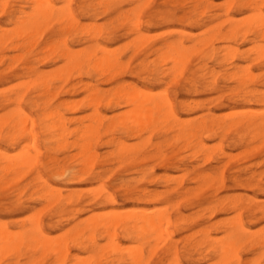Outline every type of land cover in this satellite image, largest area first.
<instances>
[{"label":"rangeland","instance_id":"1","mask_svg":"<svg viewBox=\"0 0 264 264\" xmlns=\"http://www.w3.org/2000/svg\"><path fill=\"white\" fill-rule=\"evenodd\" d=\"M232 1L233 0H203L201 1V3L198 1L197 3L194 0H174V2L173 0L172 1L171 0H71L70 8L73 10L78 20V25L79 24L83 25L82 27H84V30H86L87 27L90 28L92 27L93 29L91 28L90 30L88 28L89 29L88 31H90L89 33L91 35L93 34V36L89 35L90 38L93 37L94 38L92 41L91 39H86L85 41L83 40L82 42L80 41L79 43H71V40H69L70 37H68L67 41L72 51L84 50V49H88V50L97 49L95 48L97 44L102 47L106 46L105 49L107 51L114 53L115 50L114 54L116 56L118 55L117 57L119 58V60H121L120 62L123 65H128L129 69L134 70L140 63V60H142L144 57L146 58L145 60H148L147 61L148 63L154 60V58L156 57L155 55H150L151 48L153 51L155 48L160 47L164 42H170V41L173 42L182 39L181 41H183L186 45H190V42L187 43L185 37L187 39L189 37L188 40H191L192 43L196 42L195 41L196 39L202 38L203 36H205V38L208 39L210 38L209 35L211 34L205 31H207V29L213 24H216L215 27L218 26L221 32H225L229 26V24H226L227 22H225L227 17L228 19L229 17L231 18V20L230 19L229 20L232 23L239 24L243 22L246 19L244 18L245 15H248L247 17H249L250 12L239 11L237 4L234 5ZM253 1L254 2L251 8L259 7V9H261L264 12V1L263 0H256V1L253 0ZM53 2L55 7L57 6L56 8H59L60 6V8L63 9L64 6H66V2L62 0H55ZM162 2L165 3L166 5L165 4L163 5ZM62 4H64V6ZM144 4L146 6H144ZM21 6L24 7V10L26 12H29L30 10L29 5L25 6L22 4ZM138 6L141 9L139 15V20L141 22V32L146 35V39H147V35H149L148 36L149 42H147L146 40V46H148L149 49L146 46H143L142 48L144 49L146 47L148 49V52L144 51L147 49L139 50V51L137 50L135 51V49L134 50L132 49V47L130 46V42H132L133 37H135V33L133 34V32H130L129 27H127L125 24L126 21H124L122 18L124 13H127L133 10L134 8H137ZM194 6L196 7L193 8ZM185 15L187 17H190L191 20L188 21L186 17L183 21L180 22L179 18ZM232 18H234L233 21L235 22L232 21ZM4 22H5V18L2 17V15H0V26L4 25ZM220 22L221 23L224 22V25H221ZM218 24L221 26H219ZM62 26L64 25H61L54 20L51 23V27H47L39 31V33L36 34L37 36L35 35L34 37V40L35 41L37 40V46L35 45L36 48H33V50L39 53L41 49L44 47V45H46L47 43L51 41L55 43L58 41V39L64 38V36L63 37L61 36V38L59 36ZM10 27L11 26H9L8 28ZM56 27L58 28L60 27L59 30L58 28L56 30ZM211 28H213V26H211ZM203 29L206 30L204 31ZM54 30H56L57 32ZM97 30L98 32L101 30L100 35L94 36L97 33ZM56 35L58 36L56 37ZM67 36L68 34L65 37ZM191 36H193V38H191ZM250 38L252 37L251 36L246 37L247 40L245 39L246 40L245 41L237 37V39H235L236 41L234 40L231 42H223L218 39H213L211 46L209 48L207 47L208 48L207 50H210L211 48H213L214 50L216 49L215 50L216 52L218 50V53L216 54L217 57L214 56L215 57L214 58L212 56L209 58L208 54H207L208 57H202V58L192 56L190 58L186 70L183 72L182 76L180 77L173 78L174 75L173 76L171 75L172 76L171 77L170 74H168L165 71L167 74L159 73L158 74L159 78H158L157 74L154 71L156 72L157 70L164 71V69L170 67V64H164V63L162 64V62L160 63L159 61H156L155 67H153V65L151 66V63L149 64L150 65L149 72L151 74L150 76L148 75L149 72L148 73L143 72L139 77H136L135 75L126 72L121 74L118 78L114 80L111 81L108 80V82L107 80L103 82L104 80L102 81L101 79L99 80L100 82L99 81L96 82L94 79L93 81H90L89 78L83 76L79 80L76 78H74L75 79L74 80L73 77H71L68 80V82H66L65 84H62L57 81L51 83L55 87H59V86L64 87L63 88L64 90L70 87V85H73L77 82H79L78 83L79 85L77 84L76 86H80L81 83L82 84L90 83V85L92 86L97 85V87L101 91L107 92V94H109L113 88L120 85L126 86V84L127 85L131 84V86L133 85L136 89H144L147 92H151L150 94L152 95L153 94L155 95V93H158L159 95L165 93L173 102L177 119H180L181 121H183V119L187 120L188 121V122L186 121L187 124L183 123L185 121L182 122V124L184 125H189V123H191L189 127L188 126L184 127L183 131H179L177 127L176 129L178 130H175L173 129L174 127H172L171 125L168 128L169 129L171 128L174 131L172 132V130L171 131L166 130L167 133H165L163 131L164 129L161 126H159L158 128H156L157 131L153 130L151 134L149 133L147 134V132H144L143 134L140 135L139 138H137L131 132L127 134L125 133L123 134V130H119V131L115 130L113 132H109L108 130L107 123H109L108 122L109 118L112 117V115L114 116L115 114L121 113V111H126L128 108L121 106L116 109L115 108L107 109L105 105L104 106L102 105V107L99 108V113L103 116L105 115L104 116L105 120L102 121L103 123L99 130V139L95 146V149H92L97 154V159L94 165V171L93 173H89V175L82 174V177L85 178V176L87 175V178L85 179L82 178L83 180L73 181L72 183H63V181L59 180V178L57 179V177L55 178L54 176H51L53 174H51L49 167L48 168L46 167L48 165H51V163L49 164V162H51L50 159L51 160L54 159L60 165L62 164L63 166L71 165V167H74L75 169L76 168L75 163L77 157H75L74 159H69L68 157H70L69 155H74V152L77 153L78 149L69 148L66 150V149H59L58 147H57L58 150L55 149L57 146V142L54 141L56 137L53 136L52 138L51 133L45 131L47 129H45L40 125L43 119L41 115L49 111L48 109L44 111H42V109L41 110L38 109V107L39 108L41 107L42 105L41 103L45 99L43 100L36 98L34 99V96L36 95H37L36 97L39 98L41 94L40 88L37 85L38 89H36L37 88L36 84L35 85L32 84L31 86L28 85L29 88L27 91V97L30 100L35 101L36 103L35 105L36 107L37 106L38 107L36 109L33 105L29 104L25 107V110L29 112L30 117L35 121V131L38 133L37 143L42 148L40 149V151L42 152L41 161L43 165L45 163L44 161H46L47 163V165L46 164L44 165L46 166L44 167L46 170H44L43 166L41 165V168L39 169L40 174L47 178L48 183L51 186L61 189L64 195L69 191L72 192L75 191L74 193L79 194L80 196L79 204L81 207L79 205H76L77 203L75 204L73 203L71 205L69 204L65 206V208H68V210L66 209L67 211L72 209H83V208L87 209L85 210L86 212L83 211L82 213L76 216L74 220L75 223L78 220L80 221L81 219L90 216L91 213L93 212H94L93 214H99L105 211L104 213L108 214L113 210L111 213H113L114 211H118L119 214H121L122 211L119 210H123V214H124L125 212L128 211L136 212L144 209L150 211L152 210L153 207L154 209L157 210L161 207L162 209H164L163 207H167V212H169L172 221L176 220V218L177 219L181 218V221L179 223L180 225L178 226L179 229L175 230L172 227L170 228V231H173L174 229L172 233V241L170 244L176 247L180 264H207L215 261V259H210L212 256L211 247L225 236V232H224V230L226 229L225 227L230 221H234L236 219L238 213L235 214V212H238L240 207H243L242 209H240L239 212L244 229V233L242 234L244 238L242 237V239H240L238 242L240 244L239 245L240 247H238L239 250H237V256L239 257V264H255V263L264 264V254L262 252L264 251V244H263L264 243V217H263L264 216V211H263L264 210V133H263L264 129L261 131V133L263 134L260 133L261 135L257 136L254 134L255 133L254 131H253L254 133H252V130L248 131L247 128L250 127L244 126L246 125V123H249L250 121L251 122H256L257 120L264 121V100H261L260 98L261 95H264V93L261 92L262 90L264 91V86H263L264 58L259 59V61L257 60L258 62L257 61L255 62L250 60L249 58L247 59V57L243 55L245 54V52H248L247 50H249L250 47L254 45L253 42L249 40ZM227 45L232 46V48L234 47L237 48L238 53L242 54L243 58H241L242 56H236V58H234L235 60L224 59L225 62H223L224 60L220 56V54L222 53L219 52L221 49L219 48L225 47ZM256 45L259 46L262 45L261 47H264V38L256 40ZM96 52L97 55H99V52L97 50ZM5 53L7 56L14 54L13 52H7V51ZM146 53L148 54L147 56ZM52 56H51L52 58L49 57V60L47 61L44 60L39 63H35L33 57L29 58L30 57L29 56L27 57V59L32 60L28 62L30 63V66H34L35 68L37 67L36 69H38L37 70L38 74L50 75L52 71L61 68V66L63 65V62L61 61H54L49 63L51 59L57 60L54 55ZM40 57H43V55L41 54ZM250 57L252 58L253 54ZM201 63L204 64L205 67ZM199 65L201 67L203 66L202 70L200 71L197 70L200 67ZM236 66H238V68H236ZM240 68L242 70H244V68L248 70L245 72V74L247 72L250 73L252 72L251 76L256 75L255 77L257 78H253V82L252 80L250 81L247 79L245 81L243 80L246 83H243L242 86H239L238 83L236 82L237 81L236 78L239 77L240 76L239 74L243 72V71L237 72L238 70H241ZM1 69L2 68L0 66V70ZM19 71H20V66L17 64H13L11 66V71H6L5 72V74L7 73L6 75L3 74V76L4 77L6 76V78H3L1 76L2 79L0 78V98L6 97V99H8L9 97H11L13 91L17 89L16 84L18 81L22 82L23 80H25L26 82H29L30 79H26L25 77L19 79L9 77V75L18 73ZM153 73H155L156 75L154 76ZM160 75H162V78ZM230 78L234 80H230ZM188 81L191 83L192 86L188 84L189 83ZM57 83H59L60 85ZM248 89L250 91L253 92L255 91V92L249 93ZM17 90L14 92L15 93L18 92ZM36 90H37V94H36ZM257 90L258 91L260 90V92L262 93L261 94L259 92L260 96L258 95ZM255 93H257V95H255ZM244 94L246 96H244ZM251 94L254 99L252 98ZM85 95L86 92L83 91L82 89H77V91L72 96L68 95L65 92L63 93L62 90V92L59 93L56 96V98L52 100L53 102L52 101H51L52 103L50 102L51 103L50 108H53L58 103V101H62V102L69 100L79 101V99L80 100L82 98L84 99ZM155 96L157 97V94ZM261 97L263 99L264 96ZM260 101L263 104H261ZM192 102L193 104L194 103L195 104L193 105ZM15 107H16L15 105H8L7 108H5V110H2L0 108V120L2 119L1 128H3L2 129L3 132L5 131L8 132L10 130L8 125L18 121L17 115L13 113L16 109ZM188 107L190 108L191 111H189ZM75 110L74 109L73 111L72 110L64 111L62 109L60 110V114L63 116L62 120L64 126L67 127L68 132L78 127L80 128V126L86 124L88 121H86L84 117L88 118L92 112L91 109L89 108L86 109L83 107L75 108ZM11 113L14 115H12ZM239 115L241 116L239 117ZM83 118L85 119V121L83 120ZM92 118L93 117H91V119L89 118L87 119L89 120L88 122L89 124L94 123L91 121L93 120ZM202 118L205 120L213 119L216 125L201 130L197 132V134L195 133V136L194 135L192 136L190 134L188 136H185V134L188 133L189 130L191 133H193V131H191V129L189 128L196 125L197 121ZM250 118H252L253 120ZM191 119L193 120L191 121ZM235 119L237 120L235 121ZM238 119L240 123H238ZM217 120H219L218 123ZM225 123L227 125L226 128H225ZM232 123L238 125L234 126L232 125ZM218 125H220L219 129H218L219 127ZM223 126L224 129L222 128ZM217 130L219 131L221 130V132L218 131L219 132L218 133ZM178 131L181 133L185 132V134L182 133L183 136H181L182 134L180 133L181 138L187 137L186 139H184V141L181 138L180 140L178 139V137H180L178 136L179 135ZM215 131H216L215 134L216 136H213ZM56 133L58 134L59 132ZM57 134H55V136ZM67 137L66 140L68 141V143L71 144L72 140H74L73 139L74 137L71 135H68ZM191 137H193L191 140H187L190 139ZM110 140H113V142L111 143L112 145L108 143ZM185 140L187 141L185 142ZM3 141L0 140V151H5L7 154L13 153L15 155L19 153L20 151L19 148L21 147V145L25 146L26 144L23 143L28 142V140H25L23 142L21 141L18 145L9 147L7 145L8 142L6 141L3 142ZM198 141L199 144H197ZM185 143L187 144L185 145ZM200 143H202L203 146L202 145L200 146ZM27 144L31 145V141H29ZM120 144L121 145L126 144V146L128 145L129 148L132 147L134 148L136 147V148L135 149L132 148L133 150H130L129 153L128 152L125 153V155L127 154L126 157L124 156L123 158H121V154H118L119 152L118 145ZM141 144L143 145L141 146ZM181 144L184 147H182ZM190 144L192 146L189 147ZM48 149L51 150L48 151ZM28 150L30 151V153L32 152L33 154V151H31V149ZM220 153L221 154L224 153L223 157ZM191 154L193 157L190 156ZM64 155L66 159L63 158ZM162 156L166 158L165 159L166 161H164V158ZM122 159L123 161H125V163H121ZM160 161H162L163 164H161ZM165 162L166 164H164ZM99 164L101 166H99ZM222 168H223L222 170L223 173L221 172ZM97 169L98 171L101 170L105 171L103 178L99 181L94 179L95 177L94 173L98 172L96 171ZM141 169L144 172L143 176L141 175L142 172ZM78 170L79 167L77 166V169L73 171H78ZM36 174L37 171L35 169L33 170L31 169L30 171L26 170L25 173L23 174L24 177H20V179L16 181L18 185L14 182L16 189L21 191L24 187V184L30 182L32 178L36 176ZM201 174L202 175L209 174L208 176L210 178L204 181L202 180L200 181L198 179V176H200ZM214 176L215 178H213ZM211 178L212 180L214 179L213 183ZM14 183L13 184L11 183V185L8 184L10 185L9 187H5L6 185H4L0 188L1 199L7 200L6 199L7 197L11 198V199L9 198L10 200L8 199V201L5 200L1 201V203L7 205L6 207L8 209L5 211L0 210V223L4 222L8 226L9 230L15 231L13 227L16 224L26 220V219L21 220L22 218L30 216L31 213H34V210L37 212L39 211L40 208L41 210L39 211V213H41L40 218L43 227L45 228L48 235L51 236V238H54L57 237L59 234H61L63 230L56 228L57 226L56 221L60 220V222L62 221L61 225H64L67 223V221L65 220L69 219L71 215H68L67 213V214H63L61 217L53 216L54 218H52L50 221L49 220V217L51 215L50 209L49 208L46 209L45 203L38 200L39 194L30 196L29 194L30 191H28V192H23L22 195L20 194L18 198H15L14 196H16L19 192L14 188ZM102 186L106 187V192L112 195V197L114 198L115 205L114 204L111 205L107 202L104 203L101 200L97 201V203L95 202V204L91 203L90 200L94 196L95 197H99V195L101 196V192L97 193V191H99L102 188ZM175 186L178 188H175ZM17 187H19L20 189H18ZM1 189L3 190L1 191ZM13 189H15L16 191L15 190L13 191ZM91 191H93L94 193ZM142 193L160 194L159 200L161 201V203L160 201L150 202L149 199L137 200V197L141 196ZM91 195L94 196L92 197ZM136 200L139 202H137ZM223 200L226 203L223 202L224 205L219 206L217 202ZM236 200H238L236 204L237 208L235 210L228 209L229 206H227L228 205L227 202L236 201ZM148 202L150 204H148ZM177 202L178 204H176ZM174 203L178 206L175 207ZM90 205L92 207L89 208L88 206ZM171 206L173 208H171ZM171 209L172 212L170 211ZM260 210L263 211V214ZM223 222L226 225H224ZM215 224H217L216 227L219 226L216 229L214 228ZM66 228H68V226L64 225V229ZM204 231L206 233L207 240H210V244H211L210 247H206L204 246V244H201L199 242L203 240V237H205L203 236ZM259 238H261L260 241ZM106 240L107 239L98 240L100 246H104L105 244L107 245L108 241L106 242ZM244 240H246L247 242H245ZM257 240L260 243L259 247L257 244L258 243ZM118 241L120 242V248L122 249L123 252L131 251L132 249L135 250V248L139 246L138 242L124 240L120 234L118 235ZM241 241H243V243H241ZM152 243L153 241L150 243V246L153 247L154 243L153 244ZM157 245L158 248L155 246L153 247V249L156 251L154 254H152L151 252V256H150L151 259L148 262V264H167L166 262L168 260L166 256H164L166 251L165 243L159 242ZM261 245L263 248L261 247ZM147 249H149V247H145L144 251H146ZM146 252L144 253V256L145 258H148L150 255L149 253L150 250H148L147 254ZM71 253L72 255L76 254L75 256H78V258L79 256L80 258H86V256L88 255L85 253H80V251L76 249V247L75 248L70 247V255ZM203 256H205L204 259H202ZM44 264H47V262H45ZM102 264H106V263H102Z\"/></svg>","mask_w":264,"mask_h":264},{"label":"bare ground","instance_id":"2","mask_svg":"<svg viewBox=\"0 0 264 264\" xmlns=\"http://www.w3.org/2000/svg\"><path fill=\"white\" fill-rule=\"evenodd\" d=\"M53 1H55V0H0V15H2V17L5 18L4 25L0 26V66L2 68L0 70V78H1V76L3 78H6V76L4 77L3 74L6 75L7 73L5 74V72L11 71V66L13 64H17L20 66L21 72L19 71L20 72V73L18 72L19 74L15 73V74L9 75V77L15 78V79L25 77L26 79H30L29 82H26L25 80H23L22 82L18 81L16 84V87L18 90L15 87V89L18 92L15 93L14 91H16V90H14L12 93V96L9 98L7 97L8 99H6V97L0 98V99H2V100H0V108L2 110H5V108H7L8 105H15L16 109L14 108L15 111L13 113L16 114L18 117V121H16L13 124L8 125V127L10 128L9 131L7 130L8 132H6V131L3 132V130H2L3 128H1L2 127V123H1L2 119L0 120V140H2V141L4 140V141L8 142L7 145L9 147L14 146V145H18L21 141L22 142L25 140H28V142L31 141V145H28L27 144L28 142H24L23 144H26V145L25 146L21 145V147L19 148L20 151L16 155L13 153L7 154L5 151H0V188L4 185H6L5 187H9L11 185V183L12 184L14 182L16 183V181L18 179H20V177H24L23 174L25 173L26 170L30 171L31 169L32 170L35 169L37 171L36 176L34 178H32V180L30 182L25 183L24 187L21 191L16 189L15 183H14V188L19 192V193L17 192L18 194L14 197L18 198L20 196V194L22 195L23 192H28V191H30L29 192L30 196H34L36 194H39L38 200L45 203L46 209H48V208L50 209V212H51V215L49 217L50 221L54 217H61L63 214H67V213H68V215H71V216L69 219L65 220V221H67L66 224L63 223L64 225L68 226V228H66V229H64V225H61L62 221L61 222H60V220L56 221V225H57L56 228L63 230V232L61 231L62 233L59 234L57 237H54V238H51V236L48 235L45 228L43 227V224H42V221L40 218L41 213H39V211H41L40 208H39V211L36 212L34 210V213H31L30 216H27V217L21 219V220L26 219L25 221H23V222H20L21 220L18 221L20 223L16 224L13 227L15 229V231L9 230L8 226L4 222L0 223V264H44L45 262H47V264H102V263H106V264H148V262L151 259V257H150L151 252H152V254H154L156 251L153 249V247L155 246L158 248L157 244L159 242H164L166 245V248H165L166 251H165V255H164V256H166V258L168 260L166 263L168 264V262H169V264H180L179 259H178L177 249L175 246L171 245L170 243L172 241V233H173L174 229L175 230L179 229L178 226L180 225L179 223L181 221V218L180 219L176 218V220L172 221L171 216L169 215V212H167V207H163L164 209H162V207H161L158 210L154 209V207H153L152 210H150V211H148L146 209L139 210L136 212L128 211L129 213L125 212L124 214H123V210H119V211H122L121 214H119L118 211H114L117 213H114V212L111 213L113 210L112 211L110 210L111 212L108 214L104 213L105 211L103 213H99V214H93L94 213L93 212V213H91L90 216L85 217L84 219H81L80 221L78 220L76 223L74 222L76 216L78 214L82 213L83 211L87 210V209H85V208H83V209H72V210L67 211L68 208H65V206L69 205V204L71 205L73 203L74 204L77 203L76 205L80 206L79 194L74 193L75 191L74 192L69 191L64 195L63 191L61 189L51 186L48 183L47 178L40 174L39 169L41 168V165L44 168V167H46L44 165L45 164L47 165V163H46V161H44L45 163L43 165L42 161H41L42 152L40 151V149H42V148L37 143L38 133L35 131V121L30 117L29 112H27L25 110V107L29 104L33 105L36 109L38 107V106L36 107L35 101L30 100L27 97V91L29 88L28 85L31 86L32 84L33 85L36 84V87L38 85V87L40 88L41 94H40V96L38 95L39 98L36 97L37 96L36 95V96H34V99L35 98L40 99V100L45 99L44 101H42V103H41L42 105L40 104L41 107L40 108L38 107V109H40V110L42 109V111L48 109L49 111H47L43 114L41 113L42 114L41 116L43 117V119H42L40 125L42 127H44L45 129H47L45 131L51 133L52 138H53V136L56 137V139L54 140L57 142V146L55 145L56 146L55 149H57V147L59 149H66V150L69 148L78 149L77 153L74 152V155H69L70 157H68L69 159H74L75 157H77L76 163H75V167H76L75 169H74V167H71V165L70 166H67V165L63 166V164L60 165L54 159L51 160L50 158L49 159L51 162H49V161H47V162H49V164L51 163V165H48L46 168L49 167L51 174H53L51 176H54L55 178L57 177V179L59 178V180L63 181V183H72L73 181H80V180H83L82 178H84V177H82V174L89 175V173H93V171H94V165H95V161L97 159V154L92 149H95V146H96L98 139H99V130H100V127L102 126V123H103L102 121L105 120V117H104L105 115L103 116L99 113V108L102 107V105L103 106L105 105V107L107 109H111V108L116 109V108H119L121 106L128 108L127 110L125 109L126 111H121V113L115 114L114 116L112 115V117L109 118V120H108L109 123H107L108 124V130H109V132H113L115 130L116 131L117 130L118 131L123 130V134L124 133L127 134V133L131 132L137 138H139L140 135L143 134L144 132H147V134L148 133L151 134V132H153V130L157 131L156 128H158L159 126H161L164 129L163 131L165 133H167L166 130L167 131L172 130L171 128L170 129L168 128L171 125H172V127H174L173 129H175V130L179 129V131H183L184 127H186V126L189 127L191 123H189V125H184V124H182V122L185 121L183 123H186L187 120L183 119V121H181L180 119H177L176 112H175V109L173 106V102L165 93H163L162 95L155 93V95L157 94V97H156L154 94L153 95L150 94L151 92H147L144 89H136L133 85L131 86V84L130 85L126 84V86L120 85V86L113 88L111 90V92L109 94H107V92L101 91L97 87V85L92 86V85H90V83L89 84H86V83L82 84L81 83L80 86H76L79 83V82H77L73 85H70V87L66 88L65 90L63 89L64 87L59 86L60 85L59 83H57V84H59L58 85L59 87H55L51 83H54L55 81H57V82H60L62 84H65L66 82H68V80L71 77H73V79L76 78L79 80L83 76L89 78L90 81H93V79H94L96 82H98L101 79L102 81L104 80L103 82H105L106 80L108 82V80L109 81L114 80V79L118 78L121 74L126 73V72H129L130 74H133L136 77H139V76H141V73H143V72L148 73L149 72V66H150L149 64L150 63H151V66L153 65V67H155L156 61H159L160 63L162 62V64L163 63L164 64H170V67L167 69H164V71L163 70H160L161 72L159 70H157V72L154 71L157 74V77H158L159 73L160 74L161 73H165V74L168 73V74H170V76L174 75L173 78L180 77V76H182L183 72L186 70V68L189 64L190 58L192 56L202 58V57H208L207 56V54H208L209 58L212 56L217 57L216 54L218 53V50H217V52L215 51L216 49L214 50L213 48H211L210 50H207L211 46L213 39H218V40L223 41V42H231V41H234L235 39H237V37L242 39V40H245L246 37L251 36L252 38H250L249 40H251L254 45L252 47H250V49L247 50L248 52H245V54H243V55L246 56L247 59L249 58L250 60L256 62L257 60L259 61V59L264 58V47H261L262 45L261 46L256 45V40L264 38V12L261 9H259V7L258 8H251V6L254 2L253 0H247V1L246 0H233L232 3L234 5L237 4L239 11L250 12L249 17H247L248 15H245L244 18H246V19L243 22H241L239 24L238 23H232L230 21L231 18L229 17V19H230L229 20L227 17L225 22H227L226 24H229V26L225 32H221V30L218 28V26L215 27L216 24H213V25H211V26H213V28H211V26H210L209 27L210 29L208 28L207 31H205L206 29L205 30L203 29L205 32H208L211 34V35H209L210 38H208V39H206L205 36H203L202 38L196 39L195 40L196 42L192 43L191 40H188L189 37H188V39L185 37L187 43L190 42V45H186L183 41H181L182 39H180L178 41L176 40L173 42L172 41L164 42L160 47L155 48L153 51L151 48L150 55H155L156 58H154V60H152L150 63H148L147 62L148 60H145L146 58L144 57L142 60H140V63L138 64V66L134 70H131V69H129L128 65H123L120 62L121 60H119V58L117 57L118 55L116 56L114 54L115 50H114V53L107 51L105 49V47H106L105 45H104L105 47H102V46H99L98 44L96 45V43H95L96 46L95 45L94 46L97 49H92V50L84 49V50L72 51L70 49V47H69L70 45L68 44V41H67L68 37H70L69 40H71V43H79L80 41L82 42L83 40L85 41L86 39H91V41H92L94 37L90 38V36H93V34L91 35L89 33L90 31H88L89 29L91 30L92 27L91 28L87 27V29L85 28L86 30H84V27H82L83 25H80V24L78 25V20L75 16L73 10L70 8L71 0H62V1L66 2V6H64L65 2H64V4H62L64 6L63 9H61L60 6H59V8H56L57 6L55 7ZM194 1L195 2L198 1L201 3V1H203V0H197V1L194 0ZM173 2H174V0H173ZM144 3H146V2H144ZM165 3H166V1H165ZM165 3H163V5ZM227 3H228V1H227ZM22 4L25 6L26 5L30 6L29 12H26L24 10V7L21 6ZM144 6H146V5L144 4ZM227 6H228V4H227ZM259 6H261V5H259ZM195 7L196 6H194L193 8H195ZM142 8H143V5H142ZM227 9H228V7H227ZM140 11H141V9L138 6L137 8H134L133 10H131L127 13H124L122 16L123 20L126 21L125 24L127 27H129L130 32H133V34L135 33V37H133L132 42H130V46L132 47L133 50L135 49V51L147 49L148 46H146V40H147V42H149L148 41L149 35H147V39H146V35L141 32V22L139 20ZM168 12H170V11H168ZM156 14H157V12H156ZM186 17H187L186 15L183 17H180L179 18L180 22L183 21ZM187 19H188V21L191 20L190 17H187ZM233 19L234 18H232V21H233ZM235 19H237V18H235ZM54 20L57 23L64 25V26H62V29L60 30V34H59L60 38H61V36L62 37L64 36V38L58 39V41L55 43H53L51 41V42L47 43L46 45H44V47L41 49V51L39 53L35 52L33 50V48H36V46H37V40L36 41L34 40L35 35L37 33H39V31H41L42 29L47 28V27H51V23ZM156 21H157V19H156ZM233 22H235V21H233ZM53 24H55V23H53ZM221 25H224V22L221 23ZM221 25H219V26H221ZM9 26H11V27L8 28ZM201 26H203V25H201ZM148 27H149V24H148ZM57 28L58 27H56V30H57ZM59 28H58V30H59ZM56 30H54V31H56ZM100 33H101V30L99 32L97 30V33L94 36L100 35ZM67 34H68V36L65 37ZM57 36L58 35H56V37ZM191 38H193V36H191ZM127 46H129V45H127ZM143 46H146L147 48L145 47L143 49L142 48ZM139 48H141V49H139ZM148 49L144 50V51L148 52ZM219 49H221L219 52L222 53V54H220V56L223 60L224 59L232 60V59L236 58V56H242V54L238 53L237 48H235V47L232 48V46H229V45L222 47V48H219ZM96 50L99 52V55H97ZM6 51L7 52H13L14 54L7 56L5 53ZM41 54L43 55V57H40ZM250 54L251 55L253 54L252 58L250 57L251 56ZM52 55H54L57 60L51 59L53 57ZM147 55L148 54L146 53V56ZM27 57H29V58L33 57L35 63H39V62H42L44 60L47 61V60H49V57H51L50 58L51 60L49 63L54 62V61H61V62H63V65L61 64L62 65L61 68L52 71L50 73V75L38 74V71H37L38 69H36L37 67L35 68L34 66H30V63L28 61H32V60H28ZM196 57H194V58H196ZM241 58H243V56ZM223 62H225V60ZM227 64H229V63H227ZM202 65L204 66V64H202ZM232 66H233V64H232ZM202 67L200 66L197 70H199V71L202 70ZM132 68H134V67H132ZM236 68H238V66H236ZM239 71L244 72V73L242 72L243 74L242 73L239 74L240 75L239 77H237L238 74L236 75V77H237L236 82L238 83L239 86H242L243 83H246V82H244L246 79L249 81L252 80V82H253V78H257V77H255L256 75L251 76L252 72L251 73L247 72L245 74V72L248 71L245 68H244V70L241 69V70H238L237 72H239ZM155 73H153L154 76L156 75ZM210 74H211V71H210ZM255 74H257V73H255ZM148 75L149 76L151 75L150 72L148 73ZM229 75H231V74H229ZM160 76L162 78V75H160ZM217 76H218V74H217ZM50 77H51V79H50ZM146 77H148V76H146ZM196 77H198V76H196ZM234 77H235V75H234ZM144 78H145V76H144ZM173 78H172V80H173ZM164 80H165V78H164ZM230 80H234V79L230 78ZM159 81H161V80H159ZM261 83H263V82H261ZM188 84L191 85L190 82ZM263 86H264V84H263ZM38 87L36 89H38ZM77 89H82L83 91L86 92L84 99L82 98L83 100L82 99L81 100L79 99V101L69 100V101H65V102L64 101L63 102L58 101V103L56 102L57 104L53 108H50V104L53 102L52 100L54 98H56V96L59 93H61L62 90H63V93L65 92L68 95L72 96L77 91ZM248 92L254 93L255 91L253 92V91L249 90ZM259 92H260V90L257 92L259 96H260L261 92L264 93L263 90L260 93ZM257 93H255V95H257ZM36 94H37V90H36ZM244 96H246V95L244 94ZM251 96H252V94H251ZM261 96H264V95H261ZM261 96H260L261 100H264V97L262 99ZM252 98H253V96H252ZM255 98H257V97H255ZM244 100H246V99H244ZM260 103L263 104L261 101H260ZM192 104H193V102H192ZM34 107H31V108H34ZM78 107L91 109L92 112L88 118L91 119V117H93L92 118L93 120H91V121L94 123L89 124L88 123L89 120H87L88 118L84 117L86 119V121H88L87 122L88 124L87 123L83 124V126H80V128L78 127L76 129L68 132L67 127L64 126V123L62 120L63 116L60 114V110L62 109L64 111L65 110H67V111L72 110L73 111V109L75 110V108H78ZM189 111H191L190 108H189ZM122 112H124V113H122ZM14 114H12V115H14ZM230 114H231V112H230ZM240 116L241 115H239V117ZM84 118H83V120L85 121ZM257 118H256V120H257ZM54 119H56V120H54ZM250 119H252V118H250ZM70 120H72V119H70ZM81 120H82V118H81ZM178 120H180V121H178ZM192 120L193 119H191V121ZM199 120H198L199 122L197 121L196 125L189 128V129H191V131H193V133H191L190 130L186 134H185V132H182V133L185 134V136H188L189 134L192 136L193 135L195 136V133L197 134V132H199L201 130H204L206 128H209V127L216 125L213 119H211V120L206 119L205 120L202 118ZM236 120L237 119H235V121ZM76 121H77V119H76ZM218 121L219 120H217V123H218ZM247 121H248V119H247ZM257 121L256 122L250 121L249 123H246V125H244V126L250 127V128H247L248 131L252 130V133L255 132L254 133L255 135L260 136L261 134L264 133V132L261 133V131L264 129V121L263 120H260L258 122ZM126 122H128L129 124ZM207 122H208V124H207ZM221 122H222V120H221ZM244 122H246V121H244ZM238 123H240L239 119H238ZM4 124H5V121H4ZM4 124H3V127H4ZM232 125L236 126L238 124L232 123ZM218 126H219L218 129H219L220 125H218ZM226 126L227 125L225 123V128H226ZM230 126H231V124H230ZM176 127L178 129H176ZM222 128L224 129V126ZM221 130L220 131L217 130V132L218 131L221 132ZM163 131H162V133H163ZM173 131L174 130H172V132ZM56 132H59V133L57 134ZM180 133L181 132H179L178 136H180ZM55 134H57V135L55 136ZM116 134H119V133H116ZM183 134L181 136H183ZM215 134H216V131H215L213 136H216ZM68 135H71L74 137L73 138L74 140H72L71 144L68 143V141L66 140V137ZM198 135H197V137H198ZM181 136L178 137L179 140H180ZM208 136H209V134H208ZM250 137H252V136H250ZM186 138H181V139L184 141V139H186ZM192 138L193 137H191L190 139H187V140H191ZM148 140H149V137H148ZM187 140H185V142ZM56 142H55V144H56ZM112 142H113V140H110L108 143L111 144ZM193 143H195V142H193ZM186 144L187 143H185V145ZM197 144H199V141ZM142 145L143 144H141V146ZM201 145H202V143H200V146ZM118 146H119L118 147L119 148L118 154H121V158H123L124 156L126 157L127 154L125 155V153H127V152L129 153L130 150H133L136 148V147L135 148L132 147L133 149L129 148L128 145L126 146V144H124V145L120 144ZM190 146H192V145L190 144L189 147ZM215 146H216V144H215ZM182 147H184V146L182 145ZM45 148H47V147H45ZM28 149H31V151H33L34 155L32 154V152L30 153V151ZM49 150H51V149H48V151ZM202 150H205V149H202ZM211 151H212V149H211ZM75 153H76V155H75ZM211 153H210V155H211ZM223 154H221L222 157H223ZM10 155H13V156H10ZM190 156H192V154ZM224 157H225V155H224ZM63 158H65V155L63 156ZM159 158H161V157H159ZM49 159H47V160H49ZM165 159L166 158H164V161H166ZM160 160H162V159H160ZM65 161H63V162H65ZM63 162H61V163H63ZM121 163H125V161H123V159H122ZM160 163L163 164L162 161H160ZM164 164H166V162ZM76 165L79 167V170L73 171V170L77 169ZM99 166H101V165L99 164ZM166 167H167V165H166ZM220 167H221V165H220ZM224 167H225V165H224ZM44 170H46V169L44 168ZM222 170H223V168L221 169V172L223 173ZM96 171H98V169ZM141 171H142L141 175L143 176L144 172L142 169H141ZM104 173H105V171H103V170L98 171L97 173H94L95 177H94V175H93V177L95 180L99 181L103 178ZM222 173H221V175H222ZM87 175L86 176L84 175L85 178H87ZM208 175L209 174H206V175L201 174L200 176H198V179L200 181L201 180L202 181L207 180L208 178H210ZM213 178H215V176ZM211 180H212V178H211ZM213 181H214V179L212 180V183H213ZM8 184H10V185H8ZM12 188H13V186H12ZM17 188L20 189L21 186H20V188L19 187H17ZM175 188H178V187L175 186ZM15 189H13V191ZM2 190L3 189H1V191ZM91 192H93V191H91ZM91 192H89V193H91ZM99 192H101V196L99 195V197H95L94 195H93L94 196L93 197L91 195L93 197L90 200L91 203L95 204V202L97 203V201L101 200L104 203L107 202L111 205L114 204V198L112 197L111 194L106 192V187L102 186V188L99 191H97V193H99ZM177 193H179V192H177ZM125 194H126V192H125ZM213 196H214V194H213ZM9 198L10 197H7L6 198L7 200H5V199L4 200L8 201ZM98 198H101V199H98ZM141 199H145V200L149 199L150 202L160 201L159 200L160 194H158V193L143 194L142 193L141 196L137 197V200H141ZM2 200L3 199L0 200V210L5 211L8 208L6 207L7 205L1 203ZM181 200H183V199H181ZM179 201H180V199H179ZM227 201H228V199H227ZM237 201L238 200L227 202L228 203L227 206H229L228 209L235 210L237 208V205H236ZM137 202H139V201H137ZM223 202H225V201L224 200L218 201L217 204L219 206H222V205H224ZM160 203H161V201H160ZM140 204H141V202H140ZM148 204H150V203L148 202ZM176 204H178V202ZM176 204H175V207L178 206ZM84 206H86V205H84ZM88 207L90 208L92 206L90 205ZM171 208H173V207L171 206ZM242 208L243 207H240V209H242ZM136 209H138V208H136ZM240 209L238 212H235V214L238 213L236 219L234 221H230L227 224V226L225 227L226 228L224 230L225 236L221 240L216 242L211 247L212 256L210 259H215V261L212 263H207V264H239V257L237 256V250H239L238 247H240L239 246L240 244L238 242L240 239H242V237H243L242 234L244 233L243 224L241 222V216L239 213ZM65 210H66V213H65ZM262 210H260V211L263 214L264 210L263 211ZM170 211L172 212V209ZM209 212H210V210H209ZM14 222H16V221H14ZM223 224L226 225L224 222H223ZM216 225L217 224H215V226H214L215 229L217 227H219V226L216 227ZM171 227L174 228L173 231H170ZM119 234L121 235V237L124 240L138 242L139 246L137 248H135V250L132 249L131 251L123 252L122 249L120 248V242L118 241V235ZM203 234H204L203 236H205V237H203V240H201L199 242L201 244H204V246H206V247H210V245H211L210 240H207V236H206L205 231ZM104 239H107L106 240V242L108 241L107 245L105 244L104 246H100L98 240H104ZM260 239L261 238H259V241H260ZM152 241L154 243V244L152 243L153 247L150 246V243ZM244 241L247 242L246 240H244ZM259 241L257 243L258 247L260 246ZM173 243H174V241H173ZM193 243H195V242H193ZM241 243H243V241H241ZM70 247H74V248L76 247V249H78L80 251V253H85L88 255L86 256V258H80V256L78 258V256H75L76 254L72 255V253L70 255ZM145 247H149V249H147L146 251L148 252V250H150V252H149L150 255L148 254L150 258L148 256H146L148 258H145V256H144V253L146 252V251H144ZM252 247H254V246H252ZM261 247H262V245H261ZM123 249H125V248H123ZM206 249H208V248H206ZM208 250H210V249H208ZM260 251H262V250H260ZM147 252H146V254H147ZM262 252L264 254V251H262ZM204 258H205V256L202 257V259H204Z\"/></svg>","mask_w":264,"mask_h":264}]
</instances>
